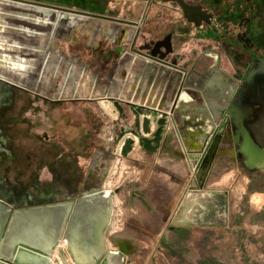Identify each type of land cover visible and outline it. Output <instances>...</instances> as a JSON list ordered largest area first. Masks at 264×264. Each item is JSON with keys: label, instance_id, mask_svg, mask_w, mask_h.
<instances>
[{"label": "rangeland", "instance_id": "obj_1", "mask_svg": "<svg viewBox=\"0 0 264 264\" xmlns=\"http://www.w3.org/2000/svg\"><path fill=\"white\" fill-rule=\"evenodd\" d=\"M208 1L214 12L218 9L222 15L229 14L224 18L226 22L241 23L251 43L264 49V23L255 22L256 17L250 20L242 17L249 11L261 15L258 18L264 22V0H236L234 7L228 0ZM44 4L65 12L80 10L89 18L56 10L49 11L54 15H47ZM128 5L117 0H0V101L4 104L0 108V140L4 136L15 138L14 152L19 155L18 164L5 166L0 179L16 187L18 206L36 205L45 201L42 193L47 189L46 180L52 176V170L62 186L63 180L76 178L81 169V187L100 186L105 192L111 220L104 231L103 243L106 250L123 251V264H173L170 250L175 246L185 249L196 246L213 253V259L209 258L215 264L217 260L220 264H264V230H260L262 225L255 229L256 208L250 203L253 193L264 191V170L245 167L238 154L233 161L215 158L203 189L227 194V225L221 229L180 228L174 231L178 233L175 241L173 232L167 230L169 222L187 186L197 189L190 174L192 162L176 156L177 148L171 143H166L165 149L146 153L131 139L121 150L124 155H119L122 129L113 121L110 108L114 106L112 99L117 90L120 92L119 88L127 85L125 81L121 78L112 81L110 75L105 77L106 71L67 60L57 50L56 53L44 50V56L42 51L37 56L36 49H42L44 43L63 47L59 37L66 31L61 29L67 30L68 24L77 25L81 18L88 19L85 22L91 35L113 37L116 25L111 19L121 18L119 21L132 24L142 12L134 7L127 11ZM120 13L123 15L118 17ZM47 33L51 34L49 40ZM65 34L71 37L69 32ZM73 46H77L75 41L68 48L70 54ZM122 68L126 69L119 68L120 75L126 72ZM92 95L94 98H88ZM115 103L125 109L120 101ZM5 110L11 114L9 120L3 119ZM148 120L151 122V117ZM149 121L142 127L145 136L149 135ZM161 126L163 130L165 125ZM161 135L172 133L164 130ZM25 193L32 199H25ZM66 194L56 193L53 199H62ZM252 202L259 205L258 197L254 196ZM220 249L225 252L218 259ZM179 259L184 262L185 258ZM68 262L71 263L69 259Z\"/></svg>", "mask_w": 264, "mask_h": 264}, {"label": "crops", "instance_id": "obj_2", "mask_svg": "<svg viewBox=\"0 0 264 264\" xmlns=\"http://www.w3.org/2000/svg\"><path fill=\"white\" fill-rule=\"evenodd\" d=\"M35 1L38 2V0ZM194 1L199 2L200 0ZM201 1H205L207 9L213 12V9H211L212 7L208 4V0ZM228 1L232 2V7H234V2L236 0ZM244 2L247 1L244 0ZM127 3H129L126 8L127 11L131 10L133 7L142 9V12L139 15L142 19V24L139 20L136 23L138 24V26H141V28L145 30L144 32H148L146 30H150L151 33H156V31H158V35L162 33H168L170 31L173 32V22H175V20L173 21L172 3H148V0H133V4H130L129 1H127ZM44 6H46V4H44ZM122 15L123 14L120 13L118 17H121ZM176 15L178 17L180 14L178 13ZM258 15L259 14L257 13L254 14L253 12L246 11L242 15V17L243 19L247 20L256 17L255 22L264 23L261 22L258 18L261 15ZM226 16H229V14H226ZM226 16L222 15L221 11L216 9V12L213 13V20L211 22V25L209 24L211 28L208 26L204 27L203 25L199 24V22L194 23L192 22V20H188L187 23H185L188 25V27L184 25L177 28L179 32H183L182 34L188 32L187 29H190L191 33L188 35V37L186 36V38H181L174 41L172 38L171 40L173 53L174 55H177V65L188 70V77L185 79L187 80L186 83L188 87L186 88V92L182 94V98L179 99L176 105H174V98H176L177 88H175L173 84L172 95L174 122L171 124L167 120L166 124H164L165 127L163 126L162 131H171V142L177 148L175 155L180 157L181 159L185 158L191 160V158L196 155L192 153H195L196 150L203 147L205 142L204 141L202 143L203 137H207V134L209 132H211L210 134L212 135L216 134L218 130V127H211L210 122L206 121L205 117H202L200 113L198 114L196 111V107H198L200 103H202V97L199 94V89L205 93L206 97L210 101V104L216 105L215 102H217L218 106L219 104L224 103V99L228 97L230 91H233L234 94L232 98H234L236 93H240L242 101L247 106L246 108L250 111L249 113H247V115H245L246 117L244 116L242 118V122L243 119L246 118L244 120V129L247 131L254 144L264 151V73L253 74L250 82L246 84L244 83V76L246 72L253 68L255 66V63H261L264 65V49H262L260 45L251 43V41L245 36L240 25L241 23L232 24L231 22H226L224 19ZM119 19L121 18L114 19V24L116 25V33H118V31L121 29L120 25L123 24L119 22ZM176 20V22L179 21L178 19ZM143 22L145 23L143 24ZM190 24L195 26L191 27ZM174 26H176V23ZM222 26H225V28L223 29ZM182 28H185V30ZM131 31L132 30L130 28H127L124 33L121 34V40H123V42H125L127 39H130V35L132 34ZM142 38L143 42H145L147 37L145 35V37ZM117 39L118 36L116 35L109 38V40L113 42ZM140 43V40L137 41V45H139ZM119 50L122 55H127L126 52H129L128 48ZM140 60H138V62H140ZM131 66V64L126 66L124 65V67L129 72H131ZM159 78L160 76L158 75V79ZM123 86L127 88L125 89V87ZM191 86H193L194 90L191 89ZM119 89L121 92L120 95H118L119 99L114 100L113 102L116 107L121 108L120 104L115 103V101H120L123 107L129 106V109L132 111L135 108V104L144 105V102H146V105L150 106V110L140 112L142 113V115L140 116L138 123V130L142 132V118L144 119V122H148L149 117H151V122L149 121L148 123V136H150L152 132L155 131L158 127L156 123V119L158 118L156 116L158 115L157 110L159 108L161 109L162 107H165L166 110L169 111V109L171 108V101L163 103L160 99V94L154 93L155 88H152L154 91L149 94L150 96L146 95V92H140L138 95L133 97L137 98L138 96L139 98H141L140 101H131V99L133 98L130 99L132 91H130L129 86L122 85V87H120ZM148 97L150 98L148 99ZM104 102L108 104L106 101ZM125 114L127 117L125 123H127V125L129 126L131 125V121L133 120V118L131 117L129 111H125ZM233 128L234 127L231 126L230 129H228L226 133L227 140L229 138H233ZM161 129L162 126H160V130ZM161 137L163 138L161 144L170 143V140L168 138L169 136L162 135ZM226 142L228 144L230 143L229 141ZM239 143L240 141L237 144ZM231 144L233 145V147L229 149H225L223 147V143L219 145L218 149L223 147L224 151L222 152H225L226 155L216 157L215 161L217 159H220L221 157L234 158L236 156V145L233 141ZM258 169L264 170V164L262 163V165ZM189 189L190 186H187V190ZM203 190H206V188H204ZM253 194L254 195H252L250 203L252 205L251 207L256 208V210L254 211V218L257 219L255 222V229H258L257 225H262V228L260 230H264V191ZM254 196L258 197L259 205H257L255 202H252V198ZM178 229L168 231L170 233L173 232V239L175 237V241H177L178 239V233H174V231H177ZM221 252H225L224 249L217 250L218 259L220 258L219 254ZM212 254L213 253L210 254L204 250L197 249L196 246L189 249L178 248V246H175V248L173 247V249L170 250V258L173 257V264H215L213 262L215 260L210 261L209 258L212 257L213 259ZM181 256L185 258L184 262L179 261V258H181ZM223 256L224 254H222V258ZM217 263L220 264L219 260H217ZM224 263L221 262V264ZM133 264L142 263L134 262Z\"/></svg>", "mask_w": 264, "mask_h": 264}, {"label": "flooded vegetation", "instance_id": "obj_3", "mask_svg": "<svg viewBox=\"0 0 264 264\" xmlns=\"http://www.w3.org/2000/svg\"><path fill=\"white\" fill-rule=\"evenodd\" d=\"M117 1L119 2L121 1L122 3H127V1H129L130 4H133V0H117ZM160 1L161 0H148V3L151 2V3L159 4L161 3ZM182 1H183V6L186 7L187 9L186 15H184L182 8L175 1H173L172 3L173 21L175 20V22H173V32L170 31L168 33L158 35L159 34L158 31H156V33L155 32L151 33L150 30H146L148 32H144L145 30L142 29L141 26H138L136 21H134V23L132 24H128V22L126 21H119L123 24L120 25L121 29L118 31V33L115 32L114 35L118 36V39L113 42V41H110L109 39H105V37H103L100 34L91 35L89 33L87 23L85 22V20H88V19L83 18L84 20H81L82 19L81 18L79 19V22L77 23V25L74 26L72 24L71 25L68 24L67 30L61 29V32L66 31V32H69L71 35V37L70 36L67 37V35L65 34L66 32H63L64 35H61L59 37L60 46H63V47L58 48L56 46H52L48 42V43H44V47L42 49H39V48L36 49L37 56L38 55L40 56L41 51L43 54L44 50H45V53L55 52L57 50L58 52H61L62 54L66 55L67 60H69L70 58V60L72 59L76 60L80 64H86V65L91 64V67H93L92 69L100 68V70L106 71L104 72L105 77H109L110 75V78L112 81H114V78L115 79L121 78L129 86L130 91H132V95L130 96V99L138 95L140 92H146L147 93L146 95L150 96L149 94H151V92L155 90L154 93L160 94V97H161L160 99L162 100L163 103L171 101V108L169 109V111L166 110L165 107L164 108L162 107L161 109L159 108L157 110L158 115L156 116L158 118L156 119V123L158 127L155 131L152 132L150 137L143 135V133L138 130L139 118L142 115V113L140 112H144L145 110H150L149 109L150 106L146 105V102H144L145 104L143 103L144 105L142 104L134 105L133 104L135 107L133 111L129 109V106H125L124 110L121 109L120 107H116L115 105L112 106V111H111V114L113 116L112 119L113 121H116L117 126L122 129V135H121L122 139H121V143H119L120 146L118 147L119 155L120 153L124 155V151L121 152V150L125 146L126 141L128 139L134 140L137 148L146 153H153L154 151L156 152L159 149L166 148L165 144H161V142L163 141V138L161 137L162 129L160 130V126L161 124H166L167 120L171 124L174 122L173 120V95H172L173 84H174V87L177 88L176 98H174L175 99L174 105H176L179 99L182 98V94L186 92V88L183 89V82L188 77L187 75L188 70H186L185 68H181L177 65V61H176L177 55H174L173 53V49L171 46V40L172 38L174 41V40H178L181 38L182 39L186 38V36L188 37V35L191 33L190 29H187L188 32L184 34H182L183 32H179L177 30V28L182 27L184 25L188 27V25L185 24L187 23L188 20H192V22L194 23L199 22V24L203 25L204 27H207L208 24L206 23L205 20L208 19L209 24L211 25V22L213 20L212 18L213 13H214V11L212 12L207 9L205 5V1H201V0L199 2H196L194 0H182ZM43 7L46 9L48 8L47 15H54V14L49 13V11L54 10L53 7H47V6H43ZM68 12L71 13L73 16L75 15L78 17L86 16V15H83V12H81L80 10L78 11L76 9H73L67 12L63 11L62 13L69 14ZM178 13L180 15L177 17L176 14ZM207 16H210V18H207ZM176 19H178L179 21L176 22L177 21ZM138 20L142 24V19L140 18V16H138L137 21ZM111 22L113 23L114 19H111ZM144 23L145 22H143V24ZM175 23H176V26H174ZM190 26L193 27L195 25L190 24ZM127 28H130L132 30L131 31L132 34L130 35V39H127L125 42H123V40H121L122 38L121 34L123 33V29L125 31V29ZM182 29L185 30V28H182ZM0 30H1V26H0ZM45 34L46 33L42 35H45ZM47 35L50 36L51 34L47 33ZM145 35L147 38H146V41L143 42L142 37H145ZM66 39L68 40L66 41ZM139 40L141 43L137 45V41ZM72 41H75V43H77V46L76 47L73 46V49L71 52L72 55H71L70 52L68 51V48H70ZM67 42L69 43V45ZM127 48L129 49V52L128 53L126 52L127 55H122L119 49H127ZM138 60H140V62H138ZM76 61L75 63H77ZM129 64L132 65L130 68L131 72L127 71V69H121L122 71L124 70L126 72H122V74L120 75L118 72L120 71L119 68L124 67V65L126 66ZM110 67H111V72L108 73V69ZM252 69H258L260 73H264V70L259 68L255 63V66L251 68L250 70H248L244 76L245 84L249 83L251 80L252 76L250 77L249 81H246V78ZM92 73H96V72L92 71ZM158 75L160 76L161 79L160 78L158 79ZM152 88H155V89L153 90ZM85 92L88 94L89 90L87 89L86 91L85 89ZM117 93L118 94L114 96L112 101L119 99L118 95H120L121 92L117 90ZM92 97L94 98L93 95L90 97L88 96V98H92ZM149 98L150 97H148V99ZM132 100L140 101L141 98L137 96V98L135 97L131 99V101ZM104 101H106L105 98H104ZM236 102H238V105L242 108L247 107L245 103L242 101V97L240 93H236L234 98H232L231 100V103H236ZM12 105L13 103L11 101L9 106L12 107ZM2 106H4V104L2 101H0V108ZM125 111L126 112L129 111L131 117L133 118V120L131 121V125L129 126L127 125V123H125V120L127 118ZM3 114L5 115V118L3 117V119H8V120L10 119L11 114L9 110H5ZM245 119L246 118H244L242 122L243 128L245 127L244 126ZM141 123L143 126L144 124L143 118H142ZM223 126L224 127H223L221 137H220V144L223 143L224 145H230L229 147H226L227 149H229L233 147V145L231 144L233 139H230V138H229L230 140L226 139L227 138L226 133L228 129H230V127L232 126L230 120H228ZM233 131L235 132L237 130L233 128ZM210 133L211 132H209L207 136ZM214 135L215 134L212 135L211 140L214 137ZM112 136L114 137V135ZM4 137H5L4 140L2 139L0 140V155L4 156V158L0 160V174L5 169L4 168L5 166L6 167L8 165L16 166L19 160V157H18L19 155L15 154L16 152H14V148H15L14 140L16 139L13 137H7V136H4ZM168 138L170 140V143L172 144L171 142L172 135H170ZM226 141H229L230 143L228 144ZM13 145L14 147H12ZM4 148H7V150L4 151L3 150ZM222 151H224L223 147L219 148V152H222ZM236 157L238 156L236 155L234 158L233 157L232 158L227 157V158L230 161H233V160H236ZM54 171L55 170H52L51 172L55 174ZM62 171L64 172L65 170L63 169ZM53 174L52 176L50 175V178L48 180H46V182H48L49 185L47 184V189L43 190L45 193H42V196H43L42 199L45 201H43L42 204L61 202L67 199L99 203L101 199H104L105 192L101 190L100 186H95L94 189H85L86 187H81L82 182L80 178L83 175L81 169L79 170L78 176L76 178H73V176H70L69 179L63 180L62 181L63 184L61 183L62 186L58 185L60 184V181L59 182L58 180L56 181L55 176H53ZM69 181L70 183L71 182H74V183L71 185ZM55 184H56V187H55ZM62 191H64V193H68V195L66 194L62 199L54 200L53 197L56 195V193H61ZM24 195H25V199H32L31 198L32 196H30L29 194L25 193ZM37 197L39 196L37 195ZM17 198H18V191L16 187L12 184L8 185L5 179H0V233L3 227V220L6 219V216L11 212L12 209H14L15 207H18ZM21 206H29V205H21Z\"/></svg>", "mask_w": 264, "mask_h": 264}, {"label": "water", "instance_id": "obj_4", "mask_svg": "<svg viewBox=\"0 0 264 264\" xmlns=\"http://www.w3.org/2000/svg\"><path fill=\"white\" fill-rule=\"evenodd\" d=\"M173 1L186 15L187 9L183 6L182 0H161L170 3ZM205 21L209 24L208 19ZM256 65L264 70L263 64ZM256 73L260 71L252 69L246 81ZM186 81L183 82V89L188 87ZM191 89L194 90L193 86ZM199 94L202 103L198 107L195 106L197 113L205 117L211 127H218V130L198 166L195 176L197 189L185 192L169 222L168 231L190 227H226L227 194L223 191L203 190V185L212 161L216 157L226 155L225 152H219L218 147L223 125L228 120L237 130L232 139L238 146L236 155L242 158L245 167L258 169L256 166H249L246 159L249 156L257 159L264 154L243 128L242 118L250 111L240 107L238 102L231 103L233 91H230L224 103L219 106L217 102L216 105L210 104L200 89ZM205 138L206 136L203 137L202 143ZM239 138L240 143L237 144ZM247 144L250 147L249 151ZM200 151L201 148L196 150V156L191 158L192 163L198 160ZM110 220L111 212L105 196L99 203L67 199L61 202L15 207L3 220L0 233V264H69L68 259L70 264H123L122 250L109 251L104 247L103 234ZM62 245L65 247L64 250Z\"/></svg>", "mask_w": 264, "mask_h": 264}, {"label": "built area", "instance_id": "obj_5", "mask_svg": "<svg viewBox=\"0 0 264 264\" xmlns=\"http://www.w3.org/2000/svg\"><path fill=\"white\" fill-rule=\"evenodd\" d=\"M211 137H212V134H209L206 138H205V142H204V145L203 147L201 148V151L198 153L199 157H198V160L196 161V164L191 166V164L189 163L190 165V174L191 176H193L194 178V181L196 182V179H195V176H196V172H197V167L199 166L200 164V161H201V158L203 157V155L205 154V151L209 145V143L211 142ZM193 154V153H192ZM196 154V153H194ZM191 162V160H189ZM198 165V166H197Z\"/></svg>", "mask_w": 264, "mask_h": 264}, {"label": "bare ground", "instance_id": "obj_6", "mask_svg": "<svg viewBox=\"0 0 264 264\" xmlns=\"http://www.w3.org/2000/svg\"><path fill=\"white\" fill-rule=\"evenodd\" d=\"M85 92V91H84ZM99 103L101 104V105H105V103H103V101H99ZM103 105V106H104ZM106 106V105H105ZM102 107V106H101ZM103 108V107H102ZM111 109V108H110ZM103 110H104V108H103ZM106 110V109H105ZM104 110V111H105ZM108 110V109H107ZM247 148H248V151H249V146H248V144H247ZM246 163L249 165V166H251V167H253V166H256L257 168H259L261 165H262V163L264 164V154H262L261 155V157L259 156V158H257V159H255V158H253V157H247V159H246ZM226 188V187H225Z\"/></svg>", "mask_w": 264, "mask_h": 264}, {"label": "trees", "instance_id": "obj_7", "mask_svg": "<svg viewBox=\"0 0 264 264\" xmlns=\"http://www.w3.org/2000/svg\"><path fill=\"white\" fill-rule=\"evenodd\" d=\"M41 36H43L44 37V35H41ZM47 37V36H46ZM48 39H50V36H48Z\"/></svg>", "mask_w": 264, "mask_h": 264}]
</instances>
